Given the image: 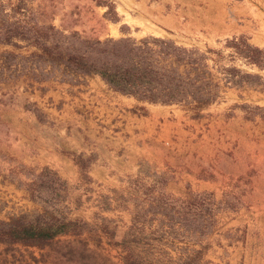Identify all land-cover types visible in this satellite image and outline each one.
<instances>
[{"label": "rangeland", "instance_id": "1", "mask_svg": "<svg viewBox=\"0 0 264 264\" xmlns=\"http://www.w3.org/2000/svg\"><path fill=\"white\" fill-rule=\"evenodd\" d=\"M45 1L40 2L46 6ZM62 1L47 0L46 12L36 10L41 21L51 20L52 11H56ZM108 2L111 16H107L111 19L112 16L118 17V20H113L122 30L116 38L126 34L136 38L156 35L180 42L190 41L160 27L157 20L159 15L155 14L158 12V2H165L167 7H171L172 0ZM226 7L227 13L210 15V18L213 23L217 19L222 21L223 26L226 20L230 28L228 36H222L218 42L210 39L212 43L209 45L205 44L204 39L191 41L198 42L202 48H224L222 60L225 67L236 65L255 76L241 85H226L223 80L224 92L218 103L200 117H193L173 106L176 110L172 115L176 120L173 121L174 132L163 121L157 123L155 133L149 136L152 139L147 152L149 157L145 156L143 176L146 185L156 179H161L164 185L163 181L170 179L168 190L176 197L185 196L189 190L212 197L217 214L216 224L205 240L209 264H264V60L259 65L250 63L227 44L228 40L243 36L251 44L264 49V0H228ZM172 16H165L166 27L172 24ZM100 24L98 22L94 28L101 27ZM82 35L100 38V35L93 33ZM210 63L213 65L214 61ZM44 73L48 75V70ZM55 77L52 74L48 78L50 85L57 84L52 82ZM230 88L234 89L233 93ZM21 90L22 86L16 85L0 91L1 113L16 117V95ZM136 105L133 107L134 113L146 112V102ZM25 106L34 109L42 118L52 116L47 108L52 107L50 102L38 105L30 101ZM136 132L137 127L134 126V135ZM174 142L180 149L173 148ZM14 143L16 118L0 121V218L3 219L13 213L38 207L29 187L39 173L16 167ZM152 154L164 158L165 163H157L152 159ZM92 160L91 155L79 158L81 174L70 184L60 175L71 187L68 201L64 203L68 205L69 215L73 218H83L96 225L102 222L101 217H107L110 229L116 230L115 240H119L131 223V207H119L110 199L111 205L108 206L105 201L115 187L125 186L133 176H123L120 182L113 183L92 180L87 172ZM152 230L155 228H149V233ZM101 235V243L91 240L88 246L77 236L70 235H62L44 249L0 243V264H123L109 235L104 232Z\"/></svg>", "mask_w": 264, "mask_h": 264}, {"label": "trees", "instance_id": "2", "mask_svg": "<svg viewBox=\"0 0 264 264\" xmlns=\"http://www.w3.org/2000/svg\"><path fill=\"white\" fill-rule=\"evenodd\" d=\"M35 1L0 0V88L22 78L43 81L55 74L72 81L98 74L114 90L141 102L177 104L200 117L221 98L223 80L226 85H241L255 76L236 65L225 67L224 48L189 46L156 35L102 39L66 31L41 21ZM107 14L111 16L109 9ZM227 44L250 63L259 65L264 60V49L243 36ZM160 185L147 186L138 177L123 190H114L120 207L133 204L131 223L115 240L116 230L110 229L107 217L96 225L70 217L64 203L69 184L46 166L29 187L37 209L0 218V243L44 249L62 235H70L88 246L91 240L101 243L104 232L123 264H209L205 240L217 214L212 197L194 191L176 197ZM151 227L155 230L149 233Z\"/></svg>", "mask_w": 264, "mask_h": 264}, {"label": "crops", "instance_id": "3", "mask_svg": "<svg viewBox=\"0 0 264 264\" xmlns=\"http://www.w3.org/2000/svg\"><path fill=\"white\" fill-rule=\"evenodd\" d=\"M40 1L42 0L35 1V9L40 13L46 12L47 0H44L46 6ZM38 2L40 3L37 4ZM172 2L171 7H167L165 2H158V12L155 14L159 15L157 20L164 31L190 39L182 41L183 43L177 40L179 43L198 46V42L191 40L204 39L205 44L209 45L212 43L210 39L218 42L222 36L229 35L230 28L226 20L223 26L222 21L217 19L213 23L210 18V15L227 13L228 0ZM108 9V4L102 0H63L58 9L52 11L53 18L47 22L66 31H79L90 35L93 33L100 35V38L117 37L122 30L116 20L107 16ZM166 15H173L172 24L167 27L164 25ZM98 22L101 27L94 28ZM49 80L32 82L22 78L15 85L8 84L0 88L1 91L5 88L12 89L16 85L22 86V90L16 95V117L0 112V121L16 118V148L13 147L16 151V167L29 168L32 172L40 173L44 167L50 166L70 184L81 174L79 158L91 155L93 160L87 172L92 180L113 183L120 182L123 176H133L125 186L115 187L112 195L106 199L116 203L113 198L115 189L123 190L138 177L146 184L143 175L146 169L144 161L149 157L147 152L152 139L149 136L155 133L160 121L174 132L175 117L172 115L176 110L173 106L186 110L177 104L146 102L145 113H134V105L143 102L114 90L98 74L78 76L72 81L56 77L52 81L57 82L55 85H50ZM230 92L233 93L234 89L230 88ZM30 101L38 105H47L50 102L52 107L47 108L51 110L52 116L42 118L34 109L26 108L25 103ZM216 103L218 101L209 107ZM134 126L137 127L135 135ZM173 148L180 149V146L174 142ZM151 157L159 164L165 163L164 158L154 154ZM160 181L161 179H156L147 186L157 183L158 187L162 182ZM169 182L170 179H167L164 185H160L168 192ZM70 188L69 186L66 201L70 196ZM132 206L133 204L130 205Z\"/></svg>", "mask_w": 264, "mask_h": 264}]
</instances>
